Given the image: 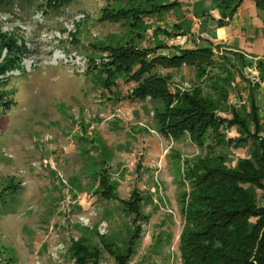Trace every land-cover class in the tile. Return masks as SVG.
I'll list each match as a JSON object with an SVG mask.
<instances>
[{
	"label": "rangeland",
	"instance_id": "rangeland-1",
	"mask_svg": "<svg viewBox=\"0 0 264 264\" xmlns=\"http://www.w3.org/2000/svg\"><path fill=\"white\" fill-rule=\"evenodd\" d=\"M173 1L0 5V264H119L116 255H131L126 264H182L188 171L209 145L232 167L251 156L249 134L222 122L235 111L255 131L258 76L218 48L202 69L156 67L171 91H202L222 123L221 143L207 138L204 147L164 136L163 105L130 97L139 65L121 71L112 52L148 50L153 60L193 50L197 35L175 25L174 13H149ZM137 198L141 216L129 210ZM83 248L97 257L81 261Z\"/></svg>",
	"mask_w": 264,
	"mask_h": 264
},
{
	"label": "trees",
	"instance_id": "trees-1",
	"mask_svg": "<svg viewBox=\"0 0 264 264\" xmlns=\"http://www.w3.org/2000/svg\"><path fill=\"white\" fill-rule=\"evenodd\" d=\"M14 0H0V5ZM64 1V0H62ZM221 12V26L229 24L244 0H207ZM255 1L264 10V0ZM177 2L154 6L150 14L170 12ZM212 6V7H213ZM229 20V21H227ZM180 29V28H179ZM181 30V29H180ZM148 50L115 49L112 65L119 70L140 67L134 81L140 83L130 95L133 100L150 99L159 102L165 112H156L160 132L175 139L188 135L192 142L204 147V140L212 138L221 143L219 132L222 123L238 126L249 135L253 150L251 156L229 166L224 155H216L212 145L208 154L188 171L190 190L182 196L184 226L179 240L182 264H264V137L259 108L251 96L250 117L255 131L248 132L246 120L233 111V120L223 121L214 116L216 106L203 96L198 88L192 91H171L170 80L153 75L158 67L177 69L184 65L202 69L212 49L181 50L178 55L147 59ZM149 77L145 78V75ZM212 132V135L210 134ZM248 140V141H249ZM244 140L229 141L243 143ZM104 194H109L104 192ZM3 200V199H2ZM128 203L129 210L140 215V202ZM81 261H93L94 254L81 249ZM131 255H116L119 264H126Z\"/></svg>",
	"mask_w": 264,
	"mask_h": 264
},
{
	"label": "crops",
	"instance_id": "crops-1",
	"mask_svg": "<svg viewBox=\"0 0 264 264\" xmlns=\"http://www.w3.org/2000/svg\"><path fill=\"white\" fill-rule=\"evenodd\" d=\"M173 2L178 3V6L171 11L177 17L175 25L179 24L183 31H192L197 35L193 50L218 48L222 52L240 58L247 68L255 71L258 76L255 81L259 83V85L256 83L255 94H258L253 93L251 96L254 97L255 104L259 108L262 125L264 84L261 86L259 80H264V10L259 9L255 1L244 0L230 21L227 20L229 24L221 26V12L211 6V1L175 0ZM178 54L177 52L176 55Z\"/></svg>",
	"mask_w": 264,
	"mask_h": 264
},
{
	"label": "water",
	"instance_id": "water-1",
	"mask_svg": "<svg viewBox=\"0 0 264 264\" xmlns=\"http://www.w3.org/2000/svg\"><path fill=\"white\" fill-rule=\"evenodd\" d=\"M246 70H247V72H249V73L251 72L249 68H247Z\"/></svg>",
	"mask_w": 264,
	"mask_h": 264
},
{
	"label": "clouds",
	"instance_id": "clouds-1",
	"mask_svg": "<svg viewBox=\"0 0 264 264\" xmlns=\"http://www.w3.org/2000/svg\"><path fill=\"white\" fill-rule=\"evenodd\" d=\"M6 18V17H5Z\"/></svg>",
	"mask_w": 264,
	"mask_h": 264
}]
</instances>
